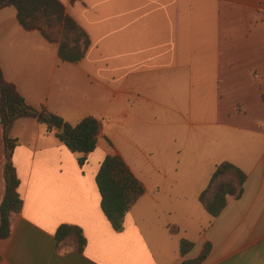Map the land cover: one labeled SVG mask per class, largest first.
<instances>
[{
  "label": "crops",
  "instance_id": "0c3cea01",
  "mask_svg": "<svg viewBox=\"0 0 264 264\" xmlns=\"http://www.w3.org/2000/svg\"><path fill=\"white\" fill-rule=\"evenodd\" d=\"M61 2L89 35L85 57L61 60L10 6L0 67L29 105L71 125L99 120L97 147L80 164L45 124H12L22 208L0 237V264H188L207 246L200 264H264V0ZM107 155L144 187L120 231L96 181ZM5 162L0 120V203ZM222 162L246 181L213 217L199 195ZM62 225L82 230V250L58 246ZM182 239L193 244L185 254Z\"/></svg>",
  "mask_w": 264,
  "mask_h": 264
},
{
  "label": "trees",
  "instance_id": "16d2710c",
  "mask_svg": "<svg viewBox=\"0 0 264 264\" xmlns=\"http://www.w3.org/2000/svg\"><path fill=\"white\" fill-rule=\"evenodd\" d=\"M13 6L17 11L20 25L27 31L37 30L49 42L58 43L61 60L75 63L82 60L90 46L89 35L71 18L61 0H0V10ZM34 118L45 124L50 132L63 142L73 153H81L80 164H84L86 155L97 147L100 122L86 117L78 124L71 125L60 116L46 109H37L27 103L16 86L8 82L0 67V120L3 128L5 146L4 182L5 192L0 203V237L11 233L12 217L22 208L18 193L19 179L12 162L13 150L17 139L10 136L12 124L20 118ZM64 129L61 132V129ZM101 194V207L115 230L123 228L126 214L139 197L144 194L143 185L134 177L125 161L117 155H107L101 163L96 176ZM246 174L230 162L218 164L207 187L199 195L204 209L217 217L225 208L228 196L239 198L244 191ZM177 233V228H171ZM74 240L77 249L82 250L85 237L80 228L62 225L56 232L58 246ZM189 240H181V252L185 254L191 247ZM208 246L188 264H200L206 257Z\"/></svg>",
  "mask_w": 264,
  "mask_h": 264
},
{
  "label": "rangeland",
  "instance_id": "374dc122",
  "mask_svg": "<svg viewBox=\"0 0 264 264\" xmlns=\"http://www.w3.org/2000/svg\"><path fill=\"white\" fill-rule=\"evenodd\" d=\"M154 218L156 219V215H154ZM196 232V230L194 231V233ZM198 234V230H197V233H196V235ZM195 240H199V238L198 237H196L195 238Z\"/></svg>",
  "mask_w": 264,
  "mask_h": 264
},
{
  "label": "water",
  "instance_id": "95a60500",
  "mask_svg": "<svg viewBox=\"0 0 264 264\" xmlns=\"http://www.w3.org/2000/svg\"><path fill=\"white\" fill-rule=\"evenodd\" d=\"M60 131H61V132H63V131H64V129L62 128Z\"/></svg>",
  "mask_w": 264,
  "mask_h": 264
}]
</instances>
